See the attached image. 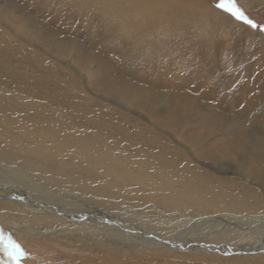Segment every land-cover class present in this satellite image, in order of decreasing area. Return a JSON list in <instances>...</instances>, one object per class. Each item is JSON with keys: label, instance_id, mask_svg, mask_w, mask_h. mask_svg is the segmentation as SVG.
<instances>
[{"label": "rangeland", "instance_id": "1", "mask_svg": "<svg viewBox=\"0 0 264 264\" xmlns=\"http://www.w3.org/2000/svg\"><path fill=\"white\" fill-rule=\"evenodd\" d=\"M101 1L0 0V150L48 169L72 168L78 175L90 170L96 179L105 175L95 169L104 168L109 177L121 167L124 173L112 176L114 187H105L104 210L136 217L127 222L130 226L139 223V216L180 223L181 214L186 219L228 214L232 208L227 205L168 202L165 194L184 191L179 180L186 163L211 173L205 166L227 163L248 180L264 183V31L259 30L264 28V0H234L256 29L211 23L208 13L207 32L214 36L203 48L176 21L185 9L155 22L145 21L132 0H127L128 13L121 11L126 0ZM171 1L205 10L207 0ZM217 2L205 3L217 8ZM106 157L113 162L110 168ZM229 167L222 169L233 175L221 176L234 180L230 191H240L244 182L235 180L238 175ZM118 191L148 198L124 203L108 197L116 198ZM2 208L0 264H11L3 250L5 237L26 253L21 264H264V247L203 255L176 246L155 251L143 242L140 247L120 242L102 247L76 236L23 235L10 230L15 217ZM15 223L21 229L30 221ZM233 230L215 241H245Z\"/></svg>", "mask_w": 264, "mask_h": 264}, {"label": "bare ground", "instance_id": "2", "mask_svg": "<svg viewBox=\"0 0 264 264\" xmlns=\"http://www.w3.org/2000/svg\"><path fill=\"white\" fill-rule=\"evenodd\" d=\"M189 1L194 2L197 0ZM205 2L203 4V9L205 10H200L198 7H196V9L191 8V10H188L185 8L186 6L182 7L171 0H163L161 4H155L154 0H132L133 5L138 10L140 8L139 13L144 16L145 21H147V19H153L155 21L160 17H167L169 19V17H174L175 12L179 14L180 12H178V10L185 9V12H181V16H179L176 21L179 23L178 25L184 23L183 34L189 35V39L194 37L198 39L196 41H198V43L201 42L200 45L197 44L200 47L205 44L204 42L209 41H207V37L210 38L214 36V32H207L208 25H210V21H212L209 20L208 13L212 14L214 18V21L211 23L219 24L220 21H223L233 24L237 29L242 25L241 22L235 20L230 14L214 8L210 5L212 3L209 4ZM247 2H250L251 4L263 3L262 0H247ZM97 3L103 2L98 0ZM128 5L129 3L127 0L123 2L121 5V11L128 13L130 7ZM125 12H119L121 14L119 16L129 19ZM166 12L168 13L165 14ZM134 23H136V21ZM160 31V34H167L171 37L169 32L161 33ZM164 40H167V38ZM190 43L196 44L192 41H190ZM207 48L209 47L207 46ZM101 154L103 155V151ZM90 155H92V153ZM86 162H88V160H86ZM110 163L111 162L109 161V168ZM51 166L53 165L51 164ZM224 166H230V170L238 175V177L234 178L235 180L241 179L244 182V184H242L244 187L241 188L240 191L233 192L227 188L231 185V182L229 181L234 180L221 176L231 174V172H224L222 169ZM220 167L215 165L205 166L207 170L212 171L215 175H220L215 176L211 172H204L200 168L191 166L187 163L183 166L181 165L182 178H180L179 181H181L184 191L174 192L169 195L165 194V196L169 197L165 200L177 203L187 201L185 199H192L190 200V203L191 201H195L194 203H197V206L202 208L227 205L228 207L226 208H232L227 211L228 214L207 216L199 213L202 216L198 215L200 217L197 218L190 216V219H186L187 215L181 214L178 216L181 218L179 219L180 223H170L168 220L163 221L160 219L150 220L139 216V223L130 226L127 222L130 221V219L136 221V217L128 218L129 216L122 215L119 217L118 212L104 210L105 195L107 192H105V187H108L110 184L112 186L115 185L114 183L116 180L113 178L115 177V174L124 173L122 170H119L122 169L121 167L119 169L117 168L119 171L114 170L115 172L112 173V175H109V177L107 176V173L109 172L106 173L103 170L104 168L98 169L99 172L95 169L98 176L105 175V177L96 179L97 176L95 178V176L90 175L91 171L87 169L88 175H78L76 169H67L66 167L48 169L37 163H33L32 159H23L20 162L13 155L0 150V200H2L0 201V207L5 209L2 210L3 213L13 215L15 217V222L21 220L30 221V223L26 224L24 228L21 227V229L17 223H11L10 230L22 233L23 235H51L55 238L76 236L78 237V240L90 241L97 245H102V247L107 246L108 244L119 245V242L121 245H126L127 247H134L135 245L136 247H140L137 244L143 242V245H146L149 249H155V251H167L171 250L173 246H176V248L182 247L186 249L185 251L192 250L193 252L191 253H200L203 255H218V252H222V250L224 252L227 250H234V247L240 250L250 249L251 251L263 249L264 183L248 180L236 166L224 163ZM107 171H109V169ZM168 172L170 173L169 170H167V173ZM123 179L125 181L131 180V176L127 175L126 178L123 177ZM246 181L255 187L256 190H259V193L245 185ZM153 183L157 184L156 182ZM221 185L225 186V189L222 188ZM114 190L118 189L114 188ZM156 190L159 191V188ZM169 192L171 193V191ZM108 197L118 199L124 203H132L133 200L138 202L146 198L144 194H136V192L134 196L132 193H126L125 196L124 193L119 192L117 193L116 198L111 195H108ZM27 215H29L28 218ZM183 222H186L187 225L184 226L182 224ZM231 230L236 232L239 236L246 238L245 241L235 238L227 240L226 242L223 240H220L219 242L215 241L230 237L229 231ZM215 249L218 251H212ZM95 264L100 263L97 262ZM101 264L119 263H117V260H106Z\"/></svg>", "mask_w": 264, "mask_h": 264}, {"label": "snow or ice", "instance_id": "3", "mask_svg": "<svg viewBox=\"0 0 264 264\" xmlns=\"http://www.w3.org/2000/svg\"><path fill=\"white\" fill-rule=\"evenodd\" d=\"M216 7L235 18V20L249 26L250 28L256 29L258 26L249 19L235 4L234 0H218ZM264 31V28L259 29ZM3 244V250L6 257L11 264H21V261L26 258V253L23 248L10 238L5 237Z\"/></svg>", "mask_w": 264, "mask_h": 264}]
</instances>
